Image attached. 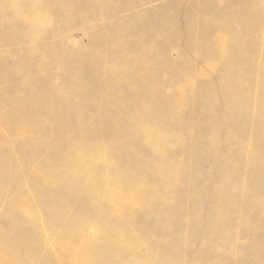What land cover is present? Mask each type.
<instances>
[{"label": "rangeland", "instance_id": "374dc122", "mask_svg": "<svg viewBox=\"0 0 264 264\" xmlns=\"http://www.w3.org/2000/svg\"><path fill=\"white\" fill-rule=\"evenodd\" d=\"M0 264H264V0H0Z\"/></svg>", "mask_w": 264, "mask_h": 264}, {"label": "bare ground", "instance_id": "6f19581e", "mask_svg": "<svg viewBox=\"0 0 264 264\" xmlns=\"http://www.w3.org/2000/svg\"><path fill=\"white\" fill-rule=\"evenodd\" d=\"M243 190V189H242ZM242 192V194H243V191H241ZM241 192H240V194H241ZM240 199H241V196H240ZM242 200V199H241ZM241 210V209H240Z\"/></svg>", "mask_w": 264, "mask_h": 264}]
</instances>
